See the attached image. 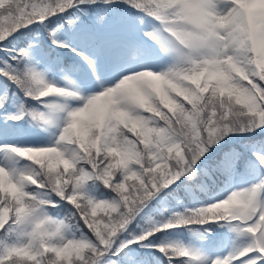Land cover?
<instances>
[{
  "label": "snow or ice",
  "instance_id": "obj_1",
  "mask_svg": "<svg viewBox=\"0 0 264 264\" xmlns=\"http://www.w3.org/2000/svg\"><path fill=\"white\" fill-rule=\"evenodd\" d=\"M56 70L88 94L50 83ZM22 122L55 143L11 145ZM0 145L32 165L0 166V264H264V0H0ZM181 228L196 250L158 242Z\"/></svg>",
  "mask_w": 264,
  "mask_h": 264
},
{
  "label": "rangeland",
  "instance_id": "obj_2",
  "mask_svg": "<svg viewBox=\"0 0 264 264\" xmlns=\"http://www.w3.org/2000/svg\"><path fill=\"white\" fill-rule=\"evenodd\" d=\"M122 15L134 17L128 11L123 12ZM145 19H146V23L144 25L145 30L151 31L152 30L151 22L147 21V18H145ZM119 30H120V26H119L118 22L109 21V24L106 26V28L103 31H105V32H119ZM128 38L130 40H133V41H139V40L143 39V37L141 36V34L139 32L131 33ZM129 56H131L130 50L126 51V52L122 51L121 52V60H120L119 64L117 65V67L118 68L128 67L129 65L126 63V60H127V57H129ZM143 66L150 67L156 71H159L160 68L163 67V65H160V64L153 62V61L146 62V64ZM65 67H67V66H65ZM41 68L43 69V66H41ZM82 69H83V71H87V68L83 65H82ZM46 78L50 83H53L57 87L67 88L70 90L77 89L85 95L88 94V93L83 91V87L81 85V74L73 73V72H68L65 74V73H62V72L56 70V71H52V72H47ZM109 83H115V80H110ZM50 102L62 103L63 101L57 100L55 98H50ZM73 106H75V105L73 104ZM41 109H42V106L37 107L38 111H41ZM42 111H46V109L44 108ZM31 126H32V128L31 129L28 128L29 131L28 132L26 131V133H28L29 136L28 135L23 136V137H17L18 135L17 136L16 135L9 136L8 139L11 141V145L20 146V147H44V146H51L55 143L57 129L48 128L47 130H41V128L34 127L32 124H31ZM15 134H18V132ZM0 147H6V146L0 145ZM0 166L6 167L9 169L14 167L17 170H23V169H26L28 167H32L30 162H27V161L15 156V154L7 152V151H0ZM252 181H253L252 177L249 178L248 180H245L244 182L236 185L233 189L228 190L223 196H221V198H218V199L225 198L234 189L238 190L240 188L248 186ZM213 202H215V201H213ZM213 202H209L207 204H210ZM202 206H205V205H202ZM220 233H222V232H220ZM223 233H227V229H224ZM196 240H197V238L194 239L192 237H188L185 241L186 247H188L190 250H196L198 245L193 243ZM201 243H203V242H201ZM244 243H245V241L243 239H241V240L237 241L235 246H234L231 243V241H229V243L226 244L225 246L220 247L217 250H215L213 252V254L214 255H221V256L227 255L228 252L233 249V247L238 248Z\"/></svg>",
  "mask_w": 264,
  "mask_h": 264
},
{
  "label": "trees",
  "instance_id": "obj_3",
  "mask_svg": "<svg viewBox=\"0 0 264 264\" xmlns=\"http://www.w3.org/2000/svg\"><path fill=\"white\" fill-rule=\"evenodd\" d=\"M56 23L52 25L51 28H49V31H52L56 27L59 26L60 21L57 18H53ZM27 31V30H25ZM39 33V39L41 42L44 41L42 33L43 29H38L37 26L33 25L32 27V36H36ZM46 35V33H44ZM31 39V37H26L25 40ZM38 104H32L31 107L36 108ZM37 109V108H36ZM28 124L27 122H24V125ZM247 179L245 178H237L232 184L225 186L224 184H218L216 186H212L211 183L209 182L208 186V192H198V198L197 199H191L187 197H181L182 203L177 205L175 201H170L169 202V209L171 211H179L183 212L185 209H194L196 207H200L202 205H206L209 202L216 201L219 197H221L226 191H228L230 188H232L234 185L244 181ZM159 207V206H157ZM170 212L165 213L164 216L165 218L170 214ZM62 218L64 213L59 214ZM152 219H159L160 217L154 212L151 213ZM146 222V221H145ZM146 226V223L143 225ZM195 230V229H194ZM15 235V234H13ZM192 237V232L187 230V229H174L171 230L168 233L160 234L158 237V242L162 241L164 243H180L183 244L186 247V239L187 237ZM157 264H161V259L159 258V254H157ZM162 264H167L166 261H163ZM174 264H180L179 261H175Z\"/></svg>",
  "mask_w": 264,
  "mask_h": 264
}]
</instances>
